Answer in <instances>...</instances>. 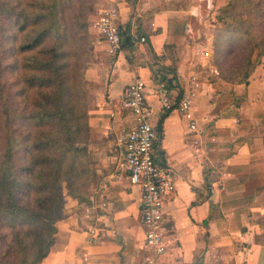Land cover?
I'll return each instance as SVG.
<instances>
[{
	"label": "crops",
	"instance_id": "0c3cea01",
	"mask_svg": "<svg viewBox=\"0 0 264 264\" xmlns=\"http://www.w3.org/2000/svg\"><path fill=\"white\" fill-rule=\"evenodd\" d=\"M222 2L111 0L120 12L122 49L87 72L93 85L88 151L98 162L90 201L66 198L55 243L39 264H264V124L258 101L264 84L229 83V92L215 96L220 82L208 71L201 37ZM127 37L131 46L123 47ZM193 74L201 81L194 101L201 134L189 131L178 110L163 113L154 93L171 82L167 88L178 100ZM136 79L146 84L156 129L163 119L157 150L176 185L165 203L168 248L161 256L146 247L139 189L119 168L118 140L134 122L119 106Z\"/></svg>",
	"mask_w": 264,
	"mask_h": 264
},
{
	"label": "trees",
	"instance_id": "16d2710c",
	"mask_svg": "<svg viewBox=\"0 0 264 264\" xmlns=\"http://www.w3.org/2000/svg\"><path fill=\"white\" fill-rule=\"evenodd\" d=\"M37 1L31 0L29 7L32 11L42 9L41 13L25 15L23 9L18 17L23 15L26 19L20 20V23L10 16L0 17V34L4 29L10 31L17 28L23 36L24 42L19 45L20 53L48 45V40L61 35L62 27L65 32L61 35L59 45L66 44L68 40L75 42L83 34L88 35L87 17L95 8L92 5L94 0L88 8L86 2L89 1L86 0H78L76 8H71L69 0ZM263 2L256 0L255 3L261 6ZM13 9L15 7H11V11ZM219 11L222 15H219L220 19L230 18L234 23L238 21L234 0H230ZM258 12V15L261 14V9ZM249 16L251 19V13H247ZM6 37L11 38V35ZM253 40L254 37H251V44ZM256 40V46L261 47L259 57H263L264 40L260 37ZM126 46H131L130 37H127L123 47ZM256 46L250 57L254 56ZM54 56L49 57L45 64L37 60L38 64H43V69L40 68V73L33 72L35 75L22 83L33 92L23 103L8 101L10 99L7 96L1 95L0 220L8 221L11 230L8 237H4L7 239L5 254L11 255V259L5 258L2 262L1 258L0 264H39L55 243L57 222L65 218L66 198L88 204L91 186L95 182L97 165L88 151L91 116L84 91L87 84L82 79L80 90L70 88L66 79H59L60 67L56 65ZM218 58L215 54L213 60L217 63ZM49 68L54 71L45 78L43 71L50 72ZM218 69L221 79L228 83H249L248 73L245 75L247 79L238 81L226 79L224 69ZM34 79L41 82L42 89L36 88ZM170 84L164 86L172 87ZM25 121L30 124L27 131L12 129L14 123ZM162 124L163 119L157 128L159 135L162 133Z\"/></svg>",
	"mask_w": 264,
	"mask_h": 264
},
{
	"label": "rangeland",
	"instance_id": "374dc122",
	"mask_svg": "<svg viewBox=\"0 0 264 264\" xmlns=\"http://www.w3.org/2000/svg\"><path fill=\"white\" fill-rule=\"evenodd\" d=\"M40 1L41 0H38L37 2L40 3ZM77 1L78 0H69L71 8H76L78 5ZM86 1H89V3L86 2L87 8L88 6H95L93 12L88 13L89 15L87 17L89 22L87 30L88 35L86 36L83 34L81 37L78 36L75 42L74 40H68L66 44L63 43L59 45L61 35L65 32L64 27H62L60 30V33L62 32L61 35H55V39L48 40V45L40 46L34 51L20 53L19 45L24 42L23 36H21L17 28L10 31L8 29L3 30L4 32L0 34V84L4 87L2 88L0 86V102L2 94L10 99L8 101H13L18 104L33 95L29 87L22 83L28 82V77H33L35 75L33 72H42V65L45 64V61L52 55H55V63L60 67L58 72L59 79H66L70 88L76 87L80 90L82 79L86 81L87 85L84 91L86 93L88 105L89 92L93 90V85H89L88 83L87 72L90 68L103 62V60L105 62L109 60L104 54L106 52L102 50L103 48L100 42L104 41L94 28V23L103 10L111 5V0H94L93 4V0ZM248 2L249 1L246 2V0H234L236 15L238 16V21L235 23L230 18L220 19L222 15L220 11H218L213 20L208 22L207 34L201 37V42L206 48L203 51L210 54L209 60L211 67L208 71L210 72L212 69L219 73V75L215 74L216 79H214V82H220L214 92L215 96L219 97L223 93L229 92V88L227 87L229 83L221 79L218 67L224 69L226 73L224 77H226V79H247L245 75L248 73L249 83L242 84L245 87H248L253 81H257V85H259V83L264 84V56L259 57V48L261 47L259 45L258 47L256 46L258 44L256 40L257 37L264 40V2L261 6L255 3L256 0H253V2L251 1V3ZM31 3V0H0V17L2 18L5 16L9 18L10 16L11 19H18L20 23V20L26 19V16L23 15L18 17L20 11H23V9L25 15L26 13H30L31 15L33 12L36 13V15L41 13L42 9L32 11L29 7ZM229 3L230 0H223L222 2L224 6ZM90 4L92 5L90 6ZM11 7H15V9L11 11ZM259 9H261V14L258 15ZM247 13H251V19L250 16L247 17ZM194 26L195 28H202V25L198 22H194ZM31 27L32 26H30V28ZM6 34L11 35V38L6 37ZM251 37L255 39L252 44ZM54 43H56L55 46H53ZM254 46H256V52L253 57H250ZM215 54L219 57L217 60L218 65L215 59L213 60ZM55 57L58 58V60ZM105 59H107V61ZM37 60L42 61L43 64H38ZM249 61H251L250 64ZM49 69L50 72H46V70L43 71L44 75H46L45 78L54 71L53 68ZM22 74L25 75L22 76ZM204 80L205 79H202V81ZM34 82L36 83V88L42 89L41 82L38 81V79H34ZM262 93H264V89ZM231 94H233V91H231ZM257 95L259 96L260 94L257 93ZM21 96H24V98L21 99ZM259 98V109L263 110V112H261L263 113L261 117L263 119L262 123L264 124V94H261ZM29 127L30 124L25 121V123H14L12 129L27 131L30 129ZM2 131L3 129L0 127V143L2 140ZM93 186H91V189ZM9 231L11 232L8 221L3 222V220H0V259L3 258L2 262L5 261V258L11 259V255L5 254L7 239L4 237H8V234H10Z\"/></svg>",
	"mask_w": 264,
	"mask_h": 264
},
{
	"label": "built area",
	"instance_id": "2783aa9c",
	"mask_svg": "<svg viewBox=\"0 0 264 264\" xmlns=\"http://www.w3.org/2000/svg\"><path fill=\"white\" fill-rule=\"evenodd\" d=\"M94 28L106 43V56L113 60L122 49V26L119 8L111 4L98 17ZM204 57L210 54L205 52ZM219 75L218 71H215ZM200 87V79L193 74L188 79V90L180 100L174 98L168 88L160 85L157 95L161 110L168 113L178 110L188 123L191 133L201 134L194 114V101ZM121 111L129 112L134 122L118 140L121 160L119 168L128 173L130 183L140 192L142 222L145 227L146 247L156 256L163 255L168 248L164 238V208L167 199L176 192L174 172L161 161L157 144L160 135L152 124L153 110L146 101V84L136 79L125 87L119 106ZM154 264L155 261H149Z\"/></svg>",
	"mask_w": 264,
	"mask_h": 264
}]
</instances>
